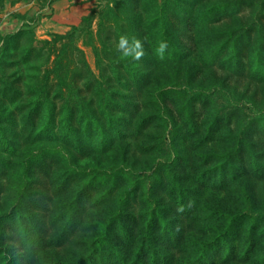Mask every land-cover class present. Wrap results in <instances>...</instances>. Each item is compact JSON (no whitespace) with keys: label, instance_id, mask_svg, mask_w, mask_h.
Here are the masks:
<instances>
[{"label":"rangeland","instance_id":"374dc122","mask_svg":"<svg viewBox=\"0 0 264 264\" xmlns=\"http://www.w3.org/2000/svg\"><path fill=\"white\" fill-rule=\"evenodd\" d=\"M163 7L177 29L169 41L180 45L161 59L156 18ZM182 17L199 19L197 46L187 37L191 27L180 30ZM121 35L141 41L139 60L116 51ZM34 106L40 112L30 119L38 126L54 116L45 138L23 120ZM0 128L16 149L12 157L0 153V214L19 196V161L32 157L22 214L34 215L53 239L42 250L48 264L78 261L88 241L126 212L131 228L118 240L131 257L126 239L138 238L150 195L170 212V233L191 221L175 264L196 261L199 242L214 241L240 214L251 219L234 228L216 257L264 264V0H0ZM9 159L15 163L6 169ZM130 171L150 177L136 181ZM182 190L191 191L184 207ZM80 191L87 200L75 204ZM124 191H132L126 205ZM253 220L257 230L248 236ZM74 222L79 226L57 246ZM249 238L254 247L245 253Z\"/></svg>","mask_w":264,"mask_h":264},{"label":"trees","instance_id":"16d2710c","mask_svg":"<svg viewBox=\"0 0 264 264\" xmlns=\"http://www.w3.org/2000/svg\"><path fill=\"white\" fill-rule=\"evenodd\" d=\"M156 20L159 23L161 32V34L157 36V39H160V42L166 41L168 46H171V48H175V50L179 49V41H176L174 43H172V41H169V34L173 33V31H177V29H171V27H173L172 23V25L169 24L171 27L168 25V17H166L165 7H163L159 11ZM178 20L179 23H181L180 30L182 32H185L186 29H189L191 27L187 37L190 42L194 43L195 46H197L198 43L194 39V32L199 27V19L182 17ZM5 39V44L8 48L12 43L11 35H7ZM17 48H19V44L18 46L14 45L13 50H16ZM238 101L239 100H235L234 102ZM194 104L195 102H192V106L195 108ZM48 108H52L51 105H48ZM201 109H203V106L202 108H200V110H193L194 115L192 113L191 118L194 117L193 119H195V117H198L201 113ZM39 110L40 108L37 106L30 108L27 113H25L26 119L23 120L26 124L30 122V125L34 129V132H37L38 138H45L42 136H46L47 134L51 133L55 128L54 116L52 115V112H49L47 121H45L42 126H38V120L33 122L30 118L34 114H38L40 112ZM198 111L200 112L198 113ZM69 121H67L66 123L68 126V136L74 135V130L72 128H69ZM218 121L219 118L216 117L213 119L212 123H217ZM88 126H90V124ZM194 132L196 133V130ZM34 139L35 137L33 138V140ZM13 145L14 143L8 141L7 137L5 136V131L3 130L0 135V153L10 154L11 157L15 156L16 149ZM31 159L33 158L28 157V159H25L22 163L21 161H19L20 164H18V166L20 171L18 176L21 181V184L17 189L19 196L13 202L9 203V209L6 213L0 214V264H48V262H45V260H48L46 258L47 253L42 252V250L45 251L46 248H51V246H53L54 244L53 239L49 240L46 238V235H44V231H42L43 224L37 223L36 217H34V215H29L27 217L30 220V223L27 227L23 222V218L27 219L25 217L26 215L22 214L23 209L27 210V207L22 203V199L24 198L23 192L24 189L27 188V182H29L30 180L29 175L34 171L33 166L30 164ZM8 161L9 162L5 166L6 169L10 166V164L15 163L12 162V159H9ZM4 172L6 173V170L1 173L0 169V176L1 174H4ZM116 174L125 175L126 171H123V169H118ZM130 174L133 178H135L136 181H140V178L143 175L146 177H150V174L142 172L140 173L138 171H130ZM4 185L5 183L3 184L2 182H0V194L3 191ZM148 189L150 190V187ZM149 190L148 194L150 193ZM182 192L183 195L181 197L178 196L180 194L179 192L176 193V195L178 196V205L180 207H184L186 201L187 203L190 202L189 192L191 191L182 190ZM131 193L132 191H124L122 193L120 199L124 205H126V198L128 199V196H130L129 194ZM198 193L199 192L197 191L196 196L198 195ZM80 200L86 202L87 194L82 191L77 193V196L74 199L75 204H78ZM198 200L199 199L195 200L194 202H197L198 204ZM147 201L149 202V208L145 213L146 219L142 227H140L138 238L132 241L130 239H126L128 241V243H126L127 245H134V249L131 251V257H127V255L119 248V244L121 242H119L118 240L124 237L127 238L129 231L128 229L131 228L130 226H128L131 220H126L130 219V214L126 212L123 213L122 216H120L121 218L119 216L112 217L106 225L107 228L105 232L88 241L89 244L87 245V253L80 257L78 261L62 264H143L142 260L146 257H150L151 264H175L173 252L175 249H179L183 246V239L185 238L186 232L190 228L191 221L186 222L178 230V232L176 231L175 233H170V229L167 226L169 222L164 217L167 212H170L167 211L166 208L161 207L160 202L157 199H152L151 195L148 197ZM172 212L176 213V211ZM188 217V212L187 214H184L182 216L183 219H187ZM179 219H181V216L179 217ZM246 219H251V217L245 216L244 214L237 215L231 219L227 227L222 231L221 234L217 236L214 241L209 243L199 242L200 245L198 251L200 253L198 255V258L196 261L190 264H221L231 261L229 257H226L225 259H217L215 253L219 251L223 244H231L232 240H234L235 238V232H233L234 228H240L241 225L244 224ZM79 224V222H74L63 228L59 236L56 238L57 240H55V242L58 241L57 246H61L66 240V235L71 234L73 229L77 228ZM257 226L258 222L256 220H253L250 227L248 228V236H250V234H253V232L257 230ZM114 229H118V231L114 232V235L116 236L119 243H113L114 239L112 237L111 231H114ZM167 237H169V240H174V242H164ZM252 240V238L248 239L245 253H249L253 249L254 243ZM228 249V251H234V246ZM165 251H168V253H166ZM226 256H228V254ZM56 264L61 263L58 262Z\"/></svg>","mask_w":264,"mask_h":264},{"label":"clouds","instance_id":"9594fccd","mask_svg":"<svg viewBox=\"0 0 264 264\" xmlns=\"http://www.w3.org/2000/svg\"><path fill=\"white\" fill-rule=\"evenodd\" d=\"M168 44L166 41L159 43L157 48V55L163 59L165 50ZM116 51L125 58L131 57L134 60H139L143 56V49L141 41L135 37L121 35L115 45Z\"/></svg>","mask_w":264,"mask_h":264}]
</instances>
